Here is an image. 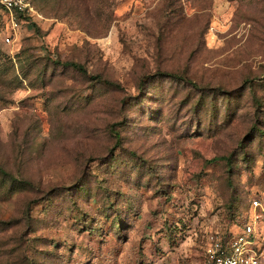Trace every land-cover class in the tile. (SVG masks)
Instances as JSON below:
<instances>
[{
    "label": "rangeland",
    "instance_id": "obj_1",
    "mask_svg": "<svg viewBox=\"0 0 264 264\" xmlns=\"http://www.w3.org/2000/svg\"><path fill=\"white\" fill-rule=\"evenodd\" d=\"M26 2L0 9V264H203L246 223L264 264V0Z\"/></svg>",
    "mask_w": 264,
    "mask_h": 264
},
{
    "label": "built area",
    "instance_id": "obj_2",
    "mask_svg": "<svg viewBox=\"0 0 264 264\" xmlns=\"http://www.w3.org/2000/svg\"><path fill=\"white\" fill-rule=\"evenodd\" d=\"M0 9L4 10L12 29L17 27L16 14L28 9L26 0H0ZM12 35L4 38L10 42ZM257 205V201H253ZM255 232L251 223L244 224L230 237L211 236L205 248L203 264H263L255 252Z\"/></svg>",
    "mask_w": 264,
    "mask_h": 264
},
{
    "label": "trees",
    "instance_id": "obj_3",
    "mask_svg": "<svg viewBox=\"0 0 264 264\" xmlns=\"http://www.w3.org/2000/svg\"><path fill=\"white\" fill-rule=\"evenodd\" d=\"M3 12L5 13V11L3 10ZM16 17L19 19H22V18H26V11H24V12H18L17 14H16ZM58 63V62H57ZM61 64H63L64 66H67V67H71V68H73V69H75V70H77V71H79V72H81V73H86V70L83 68V66L81 65V64H79V63H76V62H72V61H65V62H62ZM96 78H99V77H96ZM108 84H110V85H113V86H118L116 83H114V82H111V81H106ZM115 133V136L117 137V136H119V132H117V131H115L114 132Z\"/></svg>",
    "mask_w": 264,
    "mask_h": 264
}]
</instances>
